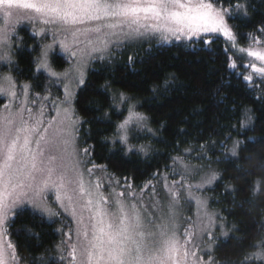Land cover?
Here are the masks:
<instances>
[{
	"label": "snow or ice",
	"instance_id": "6c2138e0",
	"mask_svg": "<svg viewBox=\"0 0 264 264\" xmlns=\"http://www.w3.org/2000/svg\"><path fill=\"white\" fill-rule=\"evenodd\" d=\"M226 3L228 6L221 0H0V61L12 67L19 24L27 21L39 25L35 34L46 39L51 32L52 42L42 43L40 55L35 58L36 69H43L63 85V96L51 99L55 115L48 114L46 118L45 105L28 100L32 85L22 86L23 98L15 104L16 82L11 74L0 73V95L9 98L0 112V264H24L18 245L8 237L16 210L25 203L50 219L59 217L65 223L68 231H59L67 240L55 247L61 253L59 259L67 264H221L214 253L220 238L229 236L226 217L209 209L207 197L195 194L222 178V173L211 167L207 145H200L199 158L208 161V171L195 184L189 183V178L203 172L204 165L190 166L182 157L173 158L179 168L173 167L172 173L179 180L173 179L169 185L167 175L164 176L170 198L167 211L159 202L144 204L143 196L137 195L127 177L126 191L117 192L111 187L120 184L114 173L107 177L111 192L106 195L101 191V180L91 178L95 169L103 171L106 166L91 159L94 146H80L82 118L74 104L76 90L85 84L92 61H111L115 53L126 47L151 44L153 40L186 41L192 47L201 37L210 44L207 34H222L235 47L237 38L229 20L234 12L246 14L247 7L241 3L232 5L231 0ZM260 33L264 36V28ZM252 41V46L237 49L254 58L240 65L252 72L240 73L235 62L228 67L255 87L253 73L264 83V42L255 36ZM57 44L72 58V64L63 71H57L50 61L49 54ZM132 62L133 57L129 56V64ZM104 88L110 89L111 84L106 82ZM39 98L49 100L47 95ZM111 102L123 119L115 124L112 137L106 139H111L113 145L119 141L129 153L135 150L147 156L150 146L134 145L130 138L137 131L155 135L150 117L138 110L135 97L123 91L112 92ZM29 103L35 108L28 107ZM251 111L244 110L242 129L253 124ZM103 119L111 120L107 111ZM242 143L233 139L230 148L224 145L226 158L230 155L239 161ZM211 144L214 147L216 142ZM244 159L252 161L250 156ZM237 171L246 170L238 166ZM249 183L253 195L264 193V176ZM226 189L239 191L231 184ZM182 190L186 201L195 204L194 217L182 216L179 211ZM47 192L55 193L58 207L49 203ZM64 214L72 224L66 223ZM251 247L255 251L225 264L264 262V235Z\"/></svg>",
	"mask_w": 264,
	"mask_h": 264
},
{
	"label": "trees",
	"instance_id": "16d2710c",
	"mask_svg": "<svg viewBox=\"0 0 264 264\" xmlns=\"http://www.w3.org/2000/svg\"><path fill=\"white\" fill-rule=\"evenodd\" d=\"M241 1L231 0V4L246 2L247 13L234 12L229 24L239 45L248 48L253 44L252 36L264 42L260 33L264 28V0ZM221 3L228 6L226 0ZM17 34L15 40L19 45L12 69L16 82L32 85L31 96L37 102H42L39 97L50 92L60 96L59 86L36 69L35 58L40 55L41 40L26 25L20 26ZM210 40V44L197 41L192 47L188 42L133 45L115 53L111 61L98 60L90 67L85 84L76 92L74 106L82 118L80 146H94L91 159L97 165L106 166L103 171L96 170L107 176L114 173L124 188L127 177L132 189L143 196L147 193L145 189L159 185L162 175H167L171 182L179 179L172 173L174 157H182L189 163L205 161L208 164L199 158L200 145H207L208 156L213 161L211 167L222 173L221 180L205 192L209 206L226 217L227 226L235 225L232 235L220 238L214 253V258L225 264L255 251L251 245L264 235V193L253 195L249 183L264 176V142H261L264 141V83L253 73L256 86H250L228 67L230 62H235L240 73L248 74L251 68L240 67L248 63L244 58L248 57L236 56L221 38ZM129 56L133 57L131 65ZM65 59L54 54L53 67L63 71L67 67ZM106 82L111 84L110 89L104 88ZM114 91L135 97L139 101L138 110L150 117L156 138L133 141L149 143L152 153L148 156L129 153L119 141L113 145L111 139H106L112 137L115 124L123 119L111 107ZM245 109L252 110L254 119L252 125L242 129ZM105 111L110 121L103 119ZM249 138L253 139L249 141ZM233 139L244 141L239 161L230 155L226 158L224 145L230 148ZM212 141L216 142L214 147ZM249 156L251 162L244 159ZM238 166L246 171H237ZM229 184L239 191L226 189ZM65 221L71 224L66 216ZM61 228L64 233L68 231L59 217L50 222L30 209H22L12 219L9 239L18 245L20 255L28 264H60L61 253H57L55 246L67 240L59 231ZM249 264L263 263L251 261Z\"/></svg>",
	"mask_w": 264,
	"mask_h": 264
},
{
	"label": "rangeland",
	"instance_id": "374dc122",
	"mask_svg": "<svg viewBox=\"0 0 264 264\" xmlns=\"http://www.w3.org/2000/svg\"><path fill=\"white\" fill-rule=\"evenodd\" d=\"M244 1H245V0H242L241 2H244ZM247 1H249V0H247ZM245 3H246V2H245ZM245 3H243V4H245ZM25 25L28 26V27L33 31L34 34L39 30V27H40L39 25H35V24H32V23H29V22L25 21V22H22L21 24H19V25L17 26V29H18L20 26H25ZM207 35H208V38H209V39H211V38H221V39L225 42L226 47H227L232 53H234L236 56H239V57H240L241 55H243V54H241L239 51H237V49L241 48V46L239 45L238 41H237V43H236V46L233 47V46H232V42H230V41L228 40V38L225 37V36H223L222 34H207ZM35 36H36L39 40H41L42 43H51V42H52V34H51V32L48 33L46 39H45L44 37H42V36H38V35H36V34H35ZM14 40H15V37H14ZM201 40H203V37H201ZM181 42H186V41H176V40H172L171 43H162V42H158V41H156V40H153L151 44L169 45V44H172V43H181ZM140 44L143 45V44H148V43H139V44H136V45H140ZM18 45H19V44L16 43L14 51L16 50V48L18 47ZM258 47H259V46H258ZM56 53H57V54H60V55H62V56H64V57L66 58L65 61H66V63H67V67H66L65 69L69 68V66L72 64V58H70V57L68 56V54L65 53V52L60 48V46H59L58 44L55 46V50L52 51V52H50V54H49V56H50V61H51L52 56H53L54 54H56ZM242 57H243V56H242ZM14 58H15V55H14V57H13V65H12L11 68H9V66H8V64H7L6 62L0 61V73L11 74V75H12V69H13L14 62H15V61H14ZM244 58H245L246 61L248 60L247 62H249L250 60H253V59H254V58H251V57H248V59H247L246 57H244ZM96 61H98V60H93V61H92V63H91L90 66L88 67L87 73H88L90 67H91V66L93 65V63L96 62ZM51 63H52V62H51ZM256 63H257V66H259V62L257 61ZM39 72H41V73H43L45 76H47V77L52 81V83L58 85L59 88H60V93H61V95L59 96L58 93H54V92L51 93V92H50V93L47 95V96H49V100H43L42 102H37V103H42V104L45 105V114H46V118H47V115H48V114L55 115V109L53 108V106H52V104H51V99H52V98H55V97H57V96H59V97H62V96H63V85H62V83H60L59 81L54 80V78L49 77L48 74H47V72L44 71L43 69H40ZM12 76H13V75H12ZM86 76H87V75H86ZM13 78H14V77H13ZM14 80H15V79H14ZM85 80H86V79H85ZM15 82H16V80H15ZM24 84H25V83L20 84V83H17V82H16V89H15V90H16V92H17V94H18V98L14 101L15 104H19V103H20V99L23 98V97H22V86H23ZM81 87H82V86H81ZM81 87H80V88H81ZM77 91H78V89L76 90V92H77ZM28 100H29V101H32V100H33V99H32V96H31V88H30V90H29ZM8 103H9V98H8L7 96H5V95H0V112L3 111V109H4V105H5V104H8ZM28 107H33V108H35V105L32 104V103H29V104H28ZM156 136H157L156 133H155V135H153V134H151V133H147V132H145V131H137V132L133 133V135L131 136V138H130V143H132V144H134V145H141V144H143V145H149V146H150L149 154H150V153H152V147H151V145H150L149 143H145V142H140V143L137 142V143H133V141H137V140H140V139H142V138H150V139H152V138H156ZM132 152H137V151L134 150V151H132ZM137 153H139V152H137ZM139 154H141L142 156H145V155H143L142 153H139ZM149 154H148V155H149ZM148 155H147V156H148ZM183 160H184V159H183ZM184 162L187 163V164H189L190 166H197V167H199L200 165H204L203 172H201V173H197V174H194L193 176H191V177L189 178V183H192V184L197 183V182L200 180L201 175H203L204 173H206V172L208 171L207 163H205V161H203V162H201V163H189V162H187V161L184 160ZM89 167H91V166H89ZM173 167L179 168V165H178V164H177V165H174V164H173L172 169H173ZM164 176H165V175H162V176H160V178L158 179V183H159V185L154 187V188H155V194H154V195H153V187H150L149 189H145V190H147V193H146V195H144V196H143L142 194L136 192L135 190H134V191L137 193L138 196H141V195L143 196V202H144V204L151 206V205H153V204L159 202V205L162 206V207L164 208L165 211H167V204H168V201H169L170 198H169V196H168L167 189L165 188ZM177 176H178V175H177ZM107 177H108V176H107L106 174H104L103 172H100V171H98V170L95 169V170L93 171V174H92V177H91V178H92V179L99 178V179L101 180V182H102V188H101V191H104L106 195H107L109 192H111V187H115V189H116L117 192H119V191H126V188H124V187H122V186H120V185H118V186H117V185H112V186L110 187L109 184H108ZM178 177H179V176H178ZM178 180H179V179H178ZM167 182H168L169 185H171V181L168 179V176H167ZM207 190H208V187H205V188L203 189L202 192H198V193H195V194H196V195H203V196L207 197L206 194H205V192H206ZM45 195L47 196L49 203L52 204L53 207H58V205H57V203H56V201H55V193H54V192H47V193H45ZM180 195H181V204H182V207L179 209L180 213L182 214V216L186 215V216H193V217H194L195 214H196V207H195L194 202L189 203V202L186 201V199H185V193H184L183 190L181 191ZM208 204H209V200H208ZM22 209H30V210H32L33 212L40 214L41 216H43L46 220H48V221H50V222H54L55 219L57 218V217H53V218L50 219L46 214H42V213L39 212L38 210L34 209V208L32 207V205L27 204V203H25V204H23L22 206L18 207L16 211H19V210H22ZM209 209H210L211 211H214L213 209H211L210 206H209ZM214 212H216V211H214ZM64 215L69 219V221H70L71 224H72L73 222L71 221V218H70L69 216H67V214H64ZM13 218H14V217H13ZM181 223H183V220H182V219H181ZM226 229L229 230V236L233 234L234 229H233L232 227H229V226H227V224H226ZM217 234H219V233H217ZM229 236H228V237H229ZM73 238H74V237H73ZM221 238L223 239V237H221ZM8 239H9V237H8ZM57 253H59V252H57ZM60 261H61V260H60ZM253 261H255V262H257V263H263V264H264V262H261V261H256V260H253ZM24 264H28V263H27V262H24ZM60 264H67V261H62Z\"/></svg>",
	"mask_w": 264,
	"mask_h": 264
}]
</instances>
